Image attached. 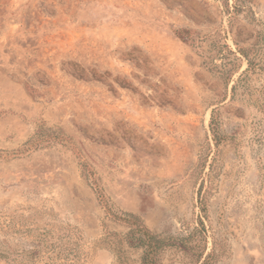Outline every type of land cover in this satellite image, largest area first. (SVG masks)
Listing matches in <instances>:
<instances>
[{
	"label": "rangeland",
	"instance_id": "rangeland-1",
	"mask_svg": "<svg viewBox=\"0 0 264 264\" xmlns=\"http://www.w3.org/2000/svg\"><path fill=\"white\" fill-rule=\"evenodd\" d=\"M260 35L264 0H0V211L54 212L83 232L87 264H120L102 240L128 231L91 182L154 233L186 235L219 108L233 144L210 178V222L227 245L217 264H264V111L253 92L233 98L240 73L227 86L209 68L215 49ZM39 126L71 141L21 152ZM126 257L141 264L137 250ZM186 262L177 248L160 258Z\"/></svg>",
	"mask_w": 264,
	"mask_h": 264
},
{
	"label": "trees",
	"instance_id": "trees-1",
	"mask_svg": "<svg viewBox=\"0 0 264 264\" xmlns=\"http://www.w3.org/2000/svg\"><path fill=\"white\" fill-rule=\"evenodd\" d=\"M192 43L198 46L197 40H192ZM235 44L237 52H233L227 44H224V49H215L210 57L212 64L209 68L218 71L227 86L233 76L240 73L232 87L233 98L240 88L253 92V105L264 111V35L257 36L251 46H240L237 42ZM225 53L232 55L236 63L225 59ZM216 57L220 58L221 65L215 63ZM239 60H244L247 64L242 72L241 65L237 64ZM210 132L214 151L211 161L204 160L201 165L203 171L208 166L209 174L200 182L197 192L200 209L197 226L186 235L154 233L139 216L116 206L95 182H91L106 218L128 230L125 235L107 232L102 240L111 243L108 249L116 254L120 264L127 262V249L141 252V264H160L162 252L169 248H177L183 252L187 264H217L225 256L226 239L216 232L209 214V196L212 190L210 178L219 166L224 146L233 144V136L224 131L219 108L211 111ZM65 141L71 139L61 130L39 126L20 151L28 152L48 147L50 143ZM1 153L3 150H0V158ZM84 247L83 232L70 223L60 221L54 212L36 210L27 214L23 208L0 211V264H87Z\"/></svg>",
	"mask_w": 264,
	"mask_h": 264
}]
</instances>
